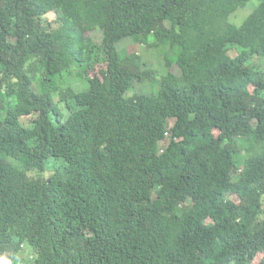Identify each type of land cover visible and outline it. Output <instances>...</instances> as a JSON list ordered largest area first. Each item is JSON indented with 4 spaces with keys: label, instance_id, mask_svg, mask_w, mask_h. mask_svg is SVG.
<instances>
[{
    "label": "trees",
    "instance_id": "obj_1",
    "mask_svg": "<svg viewBox=\"0 0 264 264\" xmlns=\"http://www.w3.org/2000/svg\"><path fill=\"white\" fill-rule=\"evenodd\" d=\"M250 1L0 0V264H264Z\"/></svg>",
    "mask_w": 264,
    "mask_h": 264
},
{
    "label": "rangeland",
    "instance_id": "obj_2",
    "mask_svg": "<svg viewBox=\"0 0 264 264\" xmlns=\"http://www.w3.org/2000/svg\"><path fill=\"white\" fill-rule=\"evenodd\" d=\"M264 0H251L249 4L243 9H240L238 12H236L230 19V22L233 24H236L238 26H242L243 23L246 21V19L256 10V8L263 2ZM93 38L100 42V35L99 34H93ZM140 44L135 42L134 40L130 39L122 43L121 49H126L129 52H137L139 51ZM237 53L233 52V56H235ZM173 71L175 73L179 72V69L177 67H173ZM69 83V81L62 80L61 84L66 85ZM70 85L75 87L78 90L84 89V84L81 83H75L71 82ZM139 88L138 90H140ZM133 93H130V96H132Z\"/></svg>",
    "mask_w": 264,
    "mask_h": 264
}]
</instances>
